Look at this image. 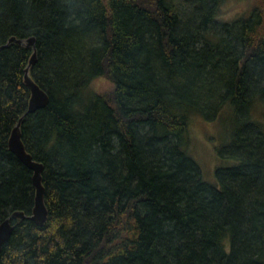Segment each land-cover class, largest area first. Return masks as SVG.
Listing matches in <instances>:
<instances>
[{
    "label": "trees",
    "instance_id": "trees-1",
    "mask_svg": "<svg viewBox=\"0 0 264 264\" xmlns=\"http://www.w3.org/2000/svg\"><path fill=\"white\" fill-rule=\"evenodd\" d=\"M225 2L0 0V223L26 217L0 264H264V0L230 20ZM33 53L48 104L28 114ZM195 118L223 133L214 185L191 155ZM20 119L42 226L7 147Z\"/></svg>",
    "mask_w": 264,
    "mask_h": 264
},
{
    "label": "water",
    "instance_id": "water-1",
    "mask_svg": "<svg viewBox=\"0 0 264 264\" xmlns=\"http://www.w3.org/2000/svg\"><path fill=\"white\" fill-rule=\"evenodd\" d=\"M16 43L19 45H25L26 47H33L34 41H17L14 38L8 41V44ZM36 63L35 54L31 56L27 68L24 70L23 82L30 93V99L28 102L27 113L31 114L37 110L43 109L48 104V97L46 93L41 90L30 78L29 69ZM22 119H20L11 131L10 137L7 142L8 150L32 172V187L34 188V202L30 216L27 219L42 226L46 223L48 212L44 203L45 189L42 185V174L44 171L43 165L34 161L32 156L28 154L21 140L20 125ZM26 219L25 215L21 212H15L0 223V251L4 243H6L12 233L13 226L10 224L11 220Z\"/></svg>",
    "mask_w": 264,
    "mask_h": 264
},
{
    "label": "rangeland",
    "instance_id": "rangeland-1",
    "mask_svg": "<svg viewBox=\"0 0 264 264\" xmlns=\"http://www.w3.org/2000/svg\"><path fill=\"white\" fill-rule=\"evenodd\" d=\"M249 1L226 0L224 18L230 20L239 17L248 8ZM91 89L97 94L103 95L112 90V85L104 78H98L92 82ZM218 126L204 123L202 120L195 118L190 128L192 158L198 165L203 180L212 185L216 184L215 170L219 166L231 165V163L227 162L219 164L217 159L214 149L220 145L219 137L221 138L223 134Z\"/></svg>",
    "mask_w": 264,
    "mask_h": 264
},
{
    "label": "bare ground",
    "instance_id": "bare-ground-1",
    "mask_svg": "<svg viewBox=\"0 0 264 264\" xmlns=\"http://www.w3.org/2000/svg\"><path fill=\"white\" fill-rule=\"evenodd\" d=\"M24 166V165H23ZM11 223V222H10Z\"/></svg>",
    "mask_w": 264,
    "mask_h": 264
},
{
    "label": "flooded vegetation",
    "instance_id": "flooded-vegetation-1",
    "mask_svg": "<svg viewBox=\"0 0 264 264\" xmlns=\"http://www.w3.org/2000/svg\"><path fill=\"white\" fill-rule=\"evenodd\" d=\"M2 250V249H1Z\"/></svg>",
    "mask_w": 264,
    "mask_h": 264
}]
</instances>
